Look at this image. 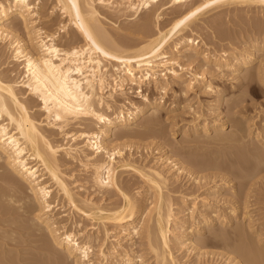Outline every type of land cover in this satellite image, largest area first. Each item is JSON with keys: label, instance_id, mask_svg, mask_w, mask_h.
Masks as SVG:
<instances>
[{"label": "bare ground", "instance_id": "1", "mask_svg": "<svg viewBox=\"0 0 264 264\" xmlns=\"http://www.w3.org/2000/svg\"><path fill=\"white\" fill-rule=\"evenodd\" d=\"M38 1L40 2L41 0H36L37 3H39ZM158 1L159 0H55L56 7L59 8L62 14L68 18L69 25L76 28L75 31H78V34L80 33L85 41V43L82 44L83 46H80L78 45V37L76 34H69L67 41L69 42L68 45L70 46H67L68 48H63L61 46L62 43L60 44V42H57L59 38L57 36V32L49 34L48 32L44 31L43 28L37 25V19L39 15L38 12L40 8L39 4L32 0H0V43L1 41L8 39V44H10L9 48L11 49L12 54V61L15 62L18 67L23 66V71L21 74L22 77H19V81L14 79L9 80L8 77L3 75V72H0V163L4 162V167L0 166V214H11V216H13L12 214L15 212L23 211L24 213L28 212L32 215L36 212L38 207L40 213H35L33 217L31 216L32 218L30 217V220H32L31 223L34 224L33 229H31L32 232H30L31 230L29 228V224L27 229L30 231H26L27 233L21 232L24 229L21 231L19 230L20 232H17L11 228L12 230L8 231L13 233V235H19L18 237L20 239H17V242L18 240H21V238L26 239L27 237L24 238L25 236H33V239H30L31 244L33 241L34 243L41 242L40 244H42V246L39 243H37L39 246L36 245L35 247V244L34 246H31L35 248L40 246L42 247L39 248V251L41 249L40 252L37 249V251H35L37 256L40 255V257L47 261L45 262L47 264H89L92 262L90 260L91 255L95 256L92 258H98L100 256L102 258L103 264H112V262L116 258H119V256H121L123 259L122 264H146L147 261V264H182L183 262L180 263L181 261H178L182 258V256L179 259L174 257L175 254L173 255L172 253L174 249L171 246L175 245L176 248L179 247L180 249H183L182 247L186 245H183V242L181 241L182 236L177 233L180 230H183L181 234L186 232L184 231L185 229L182 228L188 223L187 219L189 218H192L193 221L195 219L197 231H199L202 225H207L209 227L211 225L217 224L222 225V230L220 229L214 232L208 231L210 233L209 237H207V240H209L210 243L206 245V240V243L202 246H214L213 248L221 247V249H225L226 254L221 255L220 253L221 264H264V252H262L264 250H262L260 247H257L258 241L256 242V240H254L258 251L257 248H250L252 245L255 246V244H252V239L250 242V239L248 238V235L251 234L250 228L252 229L251 223H253V221L251 220L252 216L250 217V213H247L246 210L249 209L250 206L256 204H252V201L249 200L250 197L248 194H246L247 192L245 195L248 197L244 195L245 189H248L247 191H251V188L248 186L250 182L247 179L245 180L248 182L244 180V182H242L243 185L240 186L242 188L239 187L243 190L242 194L244 197L240 195L236 196L237 199L234 200L235 202L229 205L231 207L227 208V210H230L229 212L227 211L228 213L225 211V214L220 212L221 208L217 207V209H219L217 212L223 214L212 216V214L215 212L213 209L216 206H213L212 208L210 206L212 211H209L207 214L208 209L205 210L206 215H204L205 213L203 214L200 212L197 216H202V219L200 221L198 220L197 222L196 219L198 218H195L194 216L196 211L194 209L195 207L191 209L189 208V212L192 211V214L190 212L192 217L190 216L188 218L186 216L187 219H185L184 215H182L184 211L179 210L177 212L176 210L175 212L176 208L182 209L181 204H184L186 199H184L180 205L178 204L177 207L174 206V203H172L170 200V192L167 190L168 188L165 187V185L169 183L168 176L166 177V175L161 170L155 169L153 167L147 168V166L150 165L149 163H147L148 165L146 166L143 165V163H137V161L139 162L140 159L137 161L133 160L132 156L134 155L124 156L120 149L121 145H108V139H110L115 134V132L118 131L117 129L120 128L126 131L129 125L136 124L146 113H152L151 116L153 123L160 121V117L158 118L156 114L161 108L160 102L153 99L152 96L148 94L149 87L145 88V91L142 90L143 86L149 83L152 77L154 79L166 77L167 73L169 72L175 82H177V80L183 81L182 86L186 87L188 91L189 88L192 89L191 87H193L192 82L197 83L196 86L198 87L203 85V87L209 91H215L213 85L206 82V79L208 78V76L206 78V73L209 75L211 74L210 71L207 72L205 70L206 73L202 72L200 74L196 73L197 71L195 69V73L190 72V77H192V79L185 80L183 76L178 73L179 70L176 71L173 67L169 68L163 59L167 57L171 50L174 54H182V49H185L183 51L185 54L184 59L188 60L189 62L193 60V63L197 61L198 57L203 55V62L205 63L204 67L206 68L207 66H210V64H213L218 69H229L228 67L234 64L233 66L235 69L233 72H239L241 70L247 69L248 67L252 66L254 62L259 60L258 55H260L259 51H261V46L259 45L260 43H256L252 46V49L247 50L246 52L244 51L245 54L240 56V58L238 57L239 59L237 58V61L235 62V56H217L207 52V50H202L199 52V50L195 49L194 46H199L200 41L194 39L192 35L197 30L195 25L197 24V21H200V17L209 13V10L211 12L212 8L216 10L223 6H242L247 8L251 13L257 14L258 12L260 15L259 17H261L264 22V16L262 15L264 13V0H215L205 4L202 2L206 0H199L201 4L198 2V5H193V0H189L188 2L190 3L187 2L189 5H185V7L175 11L176 19L170 23L171 26L170 28L168 27L169 29L167 30H162L164 28L162 27L161 29H158V31L155 30V32H157L154 33L146 24L136 25L135 29L130 31L132 35L137 37L135 38L137 40L133 42H129V40L128 42L124 41L113 35L102 23L103 20L101 21L100 18L101 12L97 6L100 4V6L109 11V13H119L120 16L116 14L117 17L119 16V18L122 17V13L125 14V12H132V16L138 18L140 16L139 13L142 12L143 9H145V12H147L152 6L151 4ZM185 1L186 0H168L167 4L169 7H175L181 5ZM184 4L181 6H184ZM163 5L165 4L163 3ZM161 8H152V11L153 13L155 12L154 10L158 12ZM155 15L159 20L160 15L157 13H155ZM13 19L16 22L12 23L13 25L10 27L9 23ZM166 24L167 23H165V25ZM249 24H251V22ZM156 26L153 27L156 28ZM65 27L66 26L63 28L65 29ZM256 31H258L259 34L262 33V31L264 32L263 25L257 28ZM190 33L192 34L190 35ZM196 36L197 35H195V37ZM173 41L175 42V45L174 47L170 48L169 45L171 42L173 43ZM261 42L263 44L262 40ZM228 53L235 55V52L233 51ZM110 59L112 61H117L118 64H113ZM195 59L196 61L194 62ZM105 61L107 64H105ZM3 64L4 62L1 63L0 61V67ZM158 69H161L160 72H158ZM181 69V71H183V68ZM263 70V68H260L257 69L255 73L248 72V74L244 76V79H247L246 88L248 90L252 91L255 89L257 81L262 79V73H264ZM135 85L138 86L139 96L143 98L142 105H136L126 93L127 87L128 92H130V90L133 89V86ZM115 87L118 88V90ZM166 89L167 85H156V90L163 92V94L166 93ZM108 90L112 92L109 91L110 93H108L107 97H104L103 94L107 93ZM115 91L118 92V98L116 100H114L113 96V92L115 93ZM180 91L182 92V89ZM29 96L35 97V99L37 98V100H39L41 103L40 105L38 104L40 107L37 106V108L39 107V110L43 111L45 114L43 117L47 122L44 121L46 122L44 126H47L49 129H57L61 132V134H63L64 137L70 138L67 144H54L55 141L53 142L50 139L51 136L46 134L42 126V123H44L43 120L40 122L34 117L33 114H31L32 112L30 113L31 107L33 110L35 106L30 107L32 104L28 105L27 100H25ZM221 100L222 97H220L219 102H221ZM240 105H242V101ZM233 107H235V105ZM236 107L234 109H236ZM239 107L241 108V106ZM107 111H112V118H110L111 114L109 116ZM232 118L230 119L231 122L233 121L232 126L238 125L236 124V119L232 120ZM86 121L91 123H86ZM216 121L217 120L214 121L212 126H210L211 123L202 122V124H204L203 128L206 129V134L211 129H213L214 132H221L219 131L221 126L220 124H216ZM153 123H149V125ZM75 124L80 127V130L77 133H73V131L70 129L71 126ZM226 124L227 123L225 122V125L221 129L227 128L225 127ZM93 125L97 127V131H95L96 129L92 127ZM126 133L127 132L121 133V136L125 135ZM222 135L221 133L215 134L213 138L217 136V139L219 138L220 140L224 142L226 141L227 143L231 142V136V138H228L227 136L226 138ZM240 137H235L234 140H236V138L238 140ZM220 140L218 143H220ZM61 152H63L64 157H69V159L80 163V165L91 174L89 181H86V183H91L89 185L90 187L88 186L89 189L86 188L87 186H81L78 189L84 188V194L88 192L87 190H92V194L94 195L96 193L105 195V193L109 192L110 190H116L119 194V201L121 198V202H117L116 200L113 201L115 203L110 202V204L105 203V205H100L101 202L97 203L91 200V198H85L86 195L80 196L76 191L77 187L73 188L72 186L73 184L75 185L76 182H70L68 180L70 176L63 172L65 170H62V159H60L59 156ZM100 155L103 156L100 158ZM98 157L100 159H98ZM117 157L119 160H117ZM212 163L214 165L212 164L206 167H204L205 164L203 165L202 163L199 165V168L197 165H194L198 168H196L198 172H193V174L196 175L194 179L195 181H198L197 183H200V180L203 181V179L205 181L209 180L210 183L212 181H217L215 187L217 188L218 183L224 181V184L221 183V185H219L221 186V189L224 186L227 189H232L231 191H233L234 186L227 185L232 182L231 178L235 179L239 178L240 176V178L243 177L251 179V177H254L255 175V173L253 175L254 171H248L250 170L248 166H251L248 163L245 166V170L238 166L239 169H242L239 171L237 169L234 170V168L233 170H230L228 166L229 173L227 170L226 171L228 176L230 175L231 177L228 178L227 175H221L219 168L222 166L219 165L217 167L218 164L216 165L214 162ZM206 170H218L220 174H218V171H216L217 173L215 174L208 176L205 175L203 177L201 175L200 177L199 171L202 172ZM251 170L253 169L251 168ZM125 173L140 175L143 179H145L144 181H147L148 184L150 183V187L148 186L150 190H147H149V192L154 190L155 194H153L155 197L152 195L151 200L153 202H151V204L149 203V201H151L149 197H146L145 200H147L146 203H149L147 205L148 207L149 205H152L151 208L149 207L148 209L147 207H144L145 203L140 204L136 200V196H139L141 191L137 190L138 192L136 191L135 194H133L131 190L132 187L130 188V186H127L128 183H124L123 174ZM227 179L229 180L227 181ZM172 183H175V181ZM204 183L201 182L200 184ZM255 183H253V185H255ZM259 183V187H264V181ZM23 186H26L27 190H25ZM143 186L144 185H142V187ZM199 187L204 186L202 185ZM133 190H136V187ZM165 190L167 194L164 193ZM55 191H57L59 195H62L63 201L65 200L69 204L70 208L73 210V216H79L80 218L87 221L92 220L95 222L97 220L102 221L103 223V221L105 222L106 220L109 221V223L117 224L119 226L117 228H121L120 234L122 239L124 238L123 240L134 241V239L144 236L147 239V244L146 246L144 244L145 248L143 249H145V251H142L143 254H146L145 257H147V261L143 260L145 258L143 255H135V253H133L135 249L133 247L134 245L132 246L129 244L130 246L128 248L126 247L127 250H122L123 252H119V247L121 246L120 241L122 240L120 238V240H117V243H111V248L106 250V240H108L106 238L107 235H109V230H106V234L104 235L106 237L103 238L100 237L99 232H94L84 236V231L87 227H82V221H78L79 223L77 222L78 225L76 224V228L74 222H72L74 229H71L70 232L64 230L66 227L60 226V222L54 218L58 216V213L57 215L53 214L56 206L53 205L55 200L54 202H50L51 200L49 201ZM236 193L232 195L233 199L235 198L234 196L239 192L237 194ZM197 199L200 200L197 201L195 205L198 203L202 205L207 203V199L202 195ZM256 203L258 202L256 201ZM208 205L209 204H206V206ZM202 210H204V208ZM61 213L59 212V214ZM238 215H241L240 219L242 218L243 221L247 220V225L251 224L248 227L246 226L247 229H240L239 226L236 228H239L240 230H235V227L232 228V223L235 221L237 222L236 216L238 217ZM16 219L14 220L13 217L14 221H17ZM96 223L99 224V222ZM11 224L12 223H10V225ZM13 225H15V222ZM243 226H245V224ZM34 227H36L37 230H35ZM17 228H20V226L18 225ZM231 229H234V231ZM103 230L104 229H102V231ZM2 231L7 233V230ZM3 232H0V237L8 236L7 238H11V233H8L10 235L9 236L8 234L5 235ZM193 233L194 232H192V235ZM258 233L259 232H257V234ZM34 236L36 238H34ZM259 236L255 237L258 238ZM5 238L6 237L2 239L6 240ZM2 239L0 238V240ZM26 240L27 242L30 241L28 239ZM23 241H20L19 243L25 244L26 241H24V243ZM44 241L45 243L43 244L42 242ZM4 242L2 243L4 245H2L3 247L0 245L2 248V250L0 249V264H35L33 261H36L34 260L37 257H35L36 254L34 256L31 255L34 258L32 260L31 256L28 257V255L23 254L22 251L24 249L22 248V250L19 249L16 251L17 257L15 256L16 258H14L16 260H12L11 258H13V253L11 254V252L14 250L10 248L12 246L11 243H15V245L19 246L20 244L16 242L15 238H12L10 242L6 241L7 243L5 242V244ZM172 242L173 244H176L172 245ZM249 242L252 245H250ZM195 243H193V246L195 245L196 247ZM247 243H249L250 247H248L250 249L247 247ZM253 249H256V252ZM259 249H261V253L259 252ZM60 250L62 253H60ZM32 251L33 249L31 250L30 254L35 253V251L33 253ZM201 251L202 250L198 252L201 253ZM205 252L206 256H208V254H212L207 253L208 251L205 250L203 254ZM200 253H198L200 256L197 255L198 257L194 259L196 264H204L202 262V258L204 257L201 255L202 253ZM26 254H28V252ZM199 257H201L202 261ZM185 259H187V257ZM37 261L40 262L39 258ZM209 263L212 264L213 261L212 263L208 262L207 264Z\"/></svg>", "mask_w": 264, "mask_h": 264}, {"label": "rangeland", "instance_id": "2", "mask_svg": "<svg viewBox=\"0 0 264 264\" xmlns=\"http://www.w3.org/2000/svg\"><path fill=\"white\" fill-rule=\"evenodd\" d=\"M32 1L37 3L36 0H32ZM188 1L189 0H186L185 2H183L181 4V5H183L185 3L184 6L178 5L175 7L174 6L169 7V5L167 4L168 0H164V2H163V0H159L156 3H152L151 4L152 6L150 7V9L147 12H145L146 10L143 9V11L139 13L140 16L138 18L132 16L133 15L132 12H130V13L125 12V14L122 13V15L124 17L121 15L122 16V17H120L121 19L119 18V16H120L119 13L110 12L111 13L110 14L109 11H107L105 8L101 7L100 4L97 3L98 4L97 6L101 12L100 18H101V21L102 20L104 21V22L102 21V23L105 25V27L113 35H115L119 39H122V40L127 41V42H128V40H129V42H133V41L137 40V39H135L137 37L132 35L130 33V31H133V29H135L136 25L146 24L147 26H149V29L151 31H153L154 33H156L158 31V29H161L162 27H164L162 30H167L171 26L170 23L173 22L174 19H176L175 11L180 10L182 7H185V5L186 6L189 5L188 3H190V2H188ZM200 1L199 0H193L194 4L193 3L192 4L198 5L197 4L198 2H199V4H201ZM212 1H215V0H206V1H203L202 3L205 4V3H210ZM163 3L165 5H163ZM37 4L40 5L39 12H38L39 15H38V19H37L38 23H39V24L37 23V25L39 27L43 28L44 31L48 32L49 34L50 33L53 34V33L57 32V36L59 37L57 42L58 43L60 42V44L62 43L61 46L63 48H68L67 46H70V45H68L69 42L67 41L69 34H72V35L76 34V36L78 37L77 38L78 45L83 46L82 44L85 43L84 38L81 36L80 33L78 34V31L77 32L75 31L76 28L69 25L68 18L62 14V12L60 11L59 8L56 7L55 0H53V1L52 0H41ZM199 6H201V5H199ZM155 7L156 8L164 7V8H161L158 12H156V10H154L155 12L153 13L152 8L156 9ZM175 8H176V10H175ZM211 10H212L211 12L209 10V13L206 12L207 13L206 15H203L202 17H200V19H199L200 21H197V24L195 25L197 30L194 32L195 34L193 33L192 37L194 39H197V41H200L199 46H196V45L194 46L195 49L199 50V52H201L202 50H207V52L215 54L217 56L218 55L219 56H235L234 60L236 62L237 58L238 57L240 58V56L244 55L247 50L252 49V46L254 44L260 43L259 45L261 46L260 47L261 51H259L260 55H258L259 60L254 62L252 64V66L248 67L247 69L241 70L239 72H233L235 69V67L233 66L234 64H232V66L228 67L229 69H227V68L218 69L213 64H210V66H207V68H206V67H204L205 63L203 62V60H204V58L202 57L203 55L202 56L200 55L201 57H198L197 61H196V59L194 60V62L196 61L197 63L196 62L193 63V60L190 61L191 62L190 63L188 60L184 59L185 54L183 53V51L185 49H182L183 50L182 54L181 53H179V54L175 53L174 54V53H172V50H171V52L168 53L167 57H165L163 59V61L166 62V65L169 68L173 67L176 71L179 70L178 73L181 74L185 80L192 79V77H190V72L195 73L197 71L196 73L201 74L202 72H205V70L207 72L210 71L211 74H209V75H208V73L205 72L206 78L208 76V78H207L208 80L206 79V82L213 85V88L215 91L210 90L211 91L210 92L208 89L204 88L203 85L198 87V86H196L197 83H194V82H192V84H193V87H191L192 89L189 88V91H188V89L186 87L182 86L183 81L177 80V82H175V80L172 79V76L169 72L167 73L166 77H160L159 79H154L152 77V79L149 81V83H147L146 85L143 86L142 90L145 91V88L149 87L150 92L148 91V94L151 95L153 99L160 102L161 108L158 110L159 112L156 113L158 118L160 117V121L158 119L159 122L153 123L152 122V116H151L152 113L151 112L146 113L143 115V117L136 124L129 125L128 126L129 129L127 128L126 131L122 130L120 128L117 129L119 131V132L116 131L118 134L115 132V134L110 139H108V142H109L108 145H110V144L111 145L114 144L117 146L121 145L120 149L123 152L124 156L134 155V156H132L133 160L137 161L140 159L139 162L137 161V163H139V164L143 163V165H145V166L148 165L147 163H149L150 165L147 166V168L153 167L155 169L161 170L166 175V177L168 176V178L170 180L168 179L169 183H167L165 185V187H167L168 189L167 188H165V189H167L170 192V194H169L171 197L170 200L172 203H174V206L177 207L178 204L180 205V203H182V201L184 199H186L185 203L181 204L182 209L176 208L175 212H176V210H177V212L179 210L184 211L182 215H184V218L187 219V217L189 218L192 214V211H190L191 212V214H190L189 210L191 208L195 207L194 209L196 211L194 210L195 211L194 216H195V218H198V219H196L197 222H198V220L200 221L202 219V216H199V217L197 216L200 212L204 214L206 212L205 210L208 209L207 210V214H208L209 211H212V209H210V206H211V208L213 206H216L213 209V211H215V212H214V214H212V216L213 215L218 216V214L222 215L223 213L225 214V212L228 213L230 210H227V208L231 207L229 205H231L232 203L235 202L234 200L237 199L236 196L240 195V196L244 197L242 194L243 190L240 189L242 187H240V186L243 185L242 182H244V180L247 179L250 182L248 184V186H249V188H251V191L250 190L247 191L248 189H245L244 195L247 192L246 194H248V196L250 197L249 200L252 201V204H256V205L250 206V208L246 210L247 213H250L249 216L250 217L252 216L251 220L253 221V223H251L252 225L250 224L252 229L249 227L251 234L249 233L250 235H248L249 236L248 238L250 239L249 240L250 242L252 239V244H255L254 240H256V242L258 241L257 242L258 246L256 244L254 246L249 242L250 245H252L253 247L252 246L250 247L249 243H247L248 244L247 247L249 246L251 249L260 247L262 250H264V247H262V246H264V224H263L264 223V192H263L264 187H259L260 185H258L259 182L264 181V161H263L264 160V133H263L264 132V73H262L263 74L262 79L260 81H257L256 87L252 91H250L246 88L247 79L246 80L244 79L245 78L244 76H246V74H248V72L249 73H251V72L255 73L257 71V69H260V68L264 69V32L262 31V33L259 34L258 31H256V29L259 28L260 26L263 25V27H264V22H263V19H261V17H259L260 15L258 14V12H257V14L251 13L248 11L247 8L242 7V6H239V7L236 5H231L229 7L223 6V7H219L216 10H214L213 8ZM155 13L160 15L159 20L156 18ZM116 14L119 16L117 17ZM262 15L264 16V13ZM35 18H37V17H35ZM14 22H16L14 19L10 21V23H9L10 27L13 25L12 23H14ZM250 22H251V24H249ZM165 23H167V24L165 25ZM163 24H164V26H163ZM252 24H254L255 26ZM156 25H159V26H156ZM7 26H9V25H7ZM64 26H66L65 29L63 28ZM153 26L154 27L156 26L157 29L154 28ZM126 30H127V32H126ZM155 30H157V31L155 32ZM191 34L192 33H190V35ZM128 35H129V37H128ZM195 35H197V36L195 37ZM256 35H257V37H256ZM81 40H83L84 42ZM261 40L263 41V44H262ZM79 42H81V43H79ZM174 45H175V42L173 41V43L172 42L170 43L169 47L172 48V47H174ZM9 47H10V44H8V39L5 41L4 40L1 41V43H0L1 60L0 61H1V63L4 62V64L5 63L6 64L1 65L0 72H3V75L5 77H8L9 80L14 79V80L19 81L20 78L22 77L21 74L23 71V66L18 67L17 64L12 61L11 49ZM230 51L235 52V55L229 54L228 52H230ZM111 62L113 64H118V62L115 60H113V61L111 60ZM105 64H107V62ZM109 68H110V65H109ZM181 68H183V71H181L182 70ZM200 68H202L204 70H202ZM195 69H196V71H195ZM2 70H4V71H2ZM5 70H6V72H5ZM160 70L161 69H158V72H160ZM111 72H112V70H111ZM263 72H264V70H263ZM183 74H185V75H183ZM17 78H19V79H17ZM158 84L159 85H161V84L167 85V89L165 90L166 93L163 94V92L156 90V85H158ZM183 87H184V89H183ZM116 89L118 90V88H116ZM181 89H182V92L180 91ZM138 90H139L138 86L135 85V86H133V89L130 90V92H128V87H127L126 93L131 98V100L133 102H135L136 105L137 104L142 105L143 104L142 103L143 98L141 96H139ZM185 90H186V92H185ZM109 91L110 90H108L107 93L103 94V96L107 97L108 93L112 92V91H110V92ZM183 91L185 92V94ZM113 96H114V100H116L118 98V92H116V91H115V93L113 92ZM29 97L25 99V100H27L28 105L32 104V105H30V107L35 106L33 110L31 107L32 111L30 110V113L32 112L31 114H33L34 117L37 120H39L40 122H42V120H43V122L46 121V119L43 117V116H45L44 112L39 110L40 109L39 105L41 104L39 102V100H37V98L35 99V97H32V96H31L32 98L30 97L31 99ZM220 97H222L221 102H219ZM28 99H29V102H28ZM241 101H242V105H240ZM233 104L235 105V107L237 104L236 109H234L235 107H233L234 106ZM37 106H39V107L37 108ZM172 106H174V107H172ZM230 106H231V109H230ZM239 106H241V108ZM33 111H34V113H33ZM107 113H109L108 114L109 116L111 114L110 118L113 117L112 111H107ZM230 117L231 118L233 117L232 120L236 119V124H238V125L232 126L233 121L232 122L230 121V119H231ZM213 120L214 121L217 120L216 124H220L221 127H220L219 131H221V132H214L213 129H211L206 134L205 133L206 129L203 128L204 124H202V122L203 123L204 122L205 123H211L210 126H212L214 123ZM46 122L42 123L43 125L42 124L41 125L43 126L46 134L48 136H51L50 139L53 142L55 141L54 144H67L69 142L70 138L64 137L63 134H61V132L59 130L49 129L47 126H44V124H46ZM225 122L227 123L225 126L227 128L221 129L225 125ZM230 122H231V124H230ZM86 123H91V122L86 121ZM149 123H153V124H150L151 125L150 126ZM155 124H157V125H155ZM92 127L94 129H96L95 131H97L96 126L93 125ZM92 127H91V129H92ZM70 129L73 131V133H77L80 130V127L75 124V125L71 126ZM120 132L121 133L127 132V133L125 135L121 136L122 134ZM119 133H120V135H119ZM220 133H221V135L223 134L222 136H224V137L227 136L229 138L231 136L232 137V138L230 137L231 142L229 141L230 143H227L226 141L224 142L218 138L220 140V143H218L219 140L216 138L217 136H215V138H213V136L215 134H220ZM233 136H234V138H233ZM235 137H240V139L237 140V138H236V140H234ZM215 139H217L218 141ZM233 140H234V143H233ZM238 141H240V142H238ZM122 147H123V149H122ZM59 156H60V159H62L61 160V164L63 165L62 170H65L63 172L66 173L68 176H70L68 178V180L70 182H76L75 185L73 184L72 186H73V188L77 187L76 191L78 192V194L80 196L86 195L85 198H91V200H93L94 202H97V203L101 202L100 205H105V203L110 204V202L115 203L113 201H116V200H117V202H121V198L119 201V198H118L119 194L116 190H110L109 192H106L107 194L105 193V195L104 194L101 195L98 193H96L94 195V194H92L93 193L92 190L91 191L87 190L88 192L86 194H84L85 193L84 188H82V189H78V188L81 186H87L86 188L89 189L88 186L91 183L90 182L86 183V181H89V179L91 178V174L89 172H87L80 165V163H78L77 161L75 162V160L69 159V157H64L63 152H61ZM102 156L100 155V158ZM244 156H245V159H244ZM241 157L243 160L241 159ZM100 158L98 157V159H100ZM170 158H171V160H170ZM117 160H119L118 157H117ZM212 162H214L216 165L218 164L217 167L219 165L222 166L219 168V171H221V175L223 174L224 176L225 175L228 176L229 168H230V170H233V168H234V170L237 169L238 171L242 170V169L245 170L246 169L245 166L248 163H249V165H251V166L247 165L250 168V170H248V171H250V172L254 171L253 175H254V173H255V175H254V177H251V179L250 178H243V177H242L243 178L242 179V178H240V176H239V178L234 179V178H231L229 175L228 178H231L232 182L227 184V185L234 186L233 191H231L232 189H227L224 186L221 189V186H219V185H221V183L224 184V181L218 183V185H217L218 189L215 188L217 181H214V182L212 181L210 183L209 180L205 181L203 179V181L205 183L207 182L206 184L202 180H200V183L202 182L204 184L197 183L198 181H195V179H194L196 175L193 174V172L197 171L196 168L197 167L199 168V165H201L202 163H203V165L205 164L204 167H206L208 165H212L213 164ZM260 162H262V163H260ZM208 163H210V164H208ZM194 165H197V167ZM0 166L4 167V162L0 163ZM228 166H229V168H228ZM238 166L242 167V169L241 168L239 169ZM200 167H202V166H200ZM181 168H182V170H181ZM251 168L253 170H251ZM1 170H3V169H1ZM226 170L228 171V173ZM216 171H218V170H216ZM216 171L215 170H206V171H202V172L199 171V174H200V177H201V175L203 177L205 175L208 176L211 174H215V173H217ZM219 171H218V174H220ZM123 176H124L123 177L124 183L125 184L128 183L127 186H130V188L132 187L131 190H132L133 194H135V192L137 190L141 191V194H139V196H136V200L140 204L145 203L144 207H147L148 209H149V207L151 208L152 205H149V207L147 205L149 203L151 204V202H153L151 200V197H152V195H153V197H155L154 196L155 193H154V190L149 192L150 188H148V186L150 185V183L148 184L147 181H144L145 179H143L140 175H136V174L132 175V174L125 173V174H123ZM191 176L193 179L191 178ZM260 179H262V180H260ZM228 180L229 179H227V181ZM247 180H245V181H247ZM174 181H175V183H172ZM142 182H143V184H142ZM253 183H255V185H253ZM134 184H135L136 190H133V189H135ZM142 185H144V186L142 187ZM202 185L204 187H199ZM140 186H141V188H140ZM23 187L25 188V190H27L26 186H23ZM198 187H199V189H198ZM258 188H260V189H258ZM147 189H149V190H147ZM172 191H175V192H172ZM236 192L237 193L239 192L240 194L239 193L237 194ZM248 192H250L251 194ZM164 193L167 194L166 190ZM235 193L237 195H235L234 196L235 198L233 199L232 195H234ZM201 195L207 199L206 204H209L208 206H206V204L202 205L200 203L195 205V203L200 200L197 198ZM245 196H247V195H245ZM146 197L150 198L151 201H149V203H146L147 202V200H145ZM152 199H154V198H152ZM194 199H195V201H194ZM54 200H55V203L53 205H56L57 207L62 205L58 208L55 206V210H54L53 214L57 215V213H58V216L54 217V218H55V220L60 222V226L66 227L64 230L70 232L71 229L72 230L74 229V225L72 226V224H73L72 222H74L75 228H76L78 223L81 221H82V224L84 225V226L82 225V227H84V228H85V226L87 227V228H85L84 236L87 234H92L94 232L95 233L99 232L100 237L103 238V237H106V236H104L106 234V230H109V235H107V238H106V239H108V240H106V242H107L106 243V246H107L106 250L110 249L112 244L117 243V240L122 239L121 234H120L121 228H117V227H119L117 224L109 223V221H106V220H105V222L103 221V223H105V224H103L102 221H97V220L95 222L92 220L87 221V220L80 218L79 216H76V215L73 216V210L70 208L69 204L65 200L63 201L62 195H59V193H57V191H55L53 193L52 198L49 199L50 202H54ZM61 200H62V202H61ZM255 200L258 203H256ZM102 203H104V204H102ZM193 203H194V205H193ZM217 207L221 208L220 212H223V213L217 212V211H219V209H217ZM203 208H204V210H202ZM215 209H217V210H215ZM38 212H39V209L37 207L35 213L39 214L40 212L39 213ZM59 212L60 213L62 212V213L59 214ZM22 213H23V215H22ZM26 213H28V212H26ZM26 213H24L23 211H17L14 214H12L13 216H11V214L10 215L9 214L8 215L0 214V232L2 233L3 232L2 230H4V231L7 230L6 231L7 233L3 232L6 235L8 233H11L8 230L11 231L12 229L16 230L17 232L19 230L21 231L23 229L24 230L26 229L25 232H24V230L21 231L22 233H27L26 231H28L27 228L29 226H30L29 227L30 230L33 229L34 224L31 223L32 220H30V219L35 215V213L32 215L30 213H28V214H26ZM50 214H52V213H50ZM204 215H206V213ZM13 217H14V220L17 218L16 219L17 221H14ZM240 217H241V215L240 216L238 215V217L236 216L237 222L236 221H235L236 223L234 222L235 225H234V223H232V226H233L232 228L235 227L234 228L235 230L239 229V228L240 229H242V228L247 229V227L250 226V225H247L248 224L247 220L243 221V219L241 218L242 219L241 220ZM20 218H21V220H20ZM222 218H223V216H222ZM187 220H188V223L184 226L185 228L184 227L182 228V229H185L184 231H186V232L181 234L183 232V230H180L181 232L178 230L179 232L177 233V234H180V236H182L181 241L183 242V245L184 244H186V245H184L182 247L183 249H180L179 247L176 248V246L174 245L176 243L173 244L174 241L171 243L172 245H174V246H171L174 249L172 252L173 255L175 254L174 257H177V259H179L182 256V258L178 260L179 262L181 261L180 263L183 262L182 264H188V262H189V264H191L192 262L196 264V262H194V259L196 257L200 256L198 254L200 252H198V251L202 250L204 252V250H205V251H208L207 253H212V254H208V256H206V252L203 254V252L201 251L202 254L201 253L200 254L204 257V258H202L203 261L201 260L202 256L199 258L204 264H205L206 260H209V261H206V264L208 262L212 263V261H213L212 264H221V262H220L221 255L226 254L225 249H223V248L221 249V247L220 248L219 247L213 248L214 246H205V247H202V246L206 242H207L206 245L210 243L209 240H207V237H209V233L211 231L214 232V231H218L220 229L222 230V225H220V224L211 225L210 226L211 228L207 225H202L201 228L199 227L200 228L199 231H197L196 230L197 224L195 223V219H194V221L192 218H189ZM10 221H12V222H10ZM14 222H15V225H13ZM96 222H99V224H97ZM10 223H12L11 225H13V226H11ZM94 223L96 224V227H95ZM16 224H17V226H16ZM20 224H23V225H20ZM24 224H25V226H24ZM28 224H29V226H28ZM192 224H193V226H192ZM244 224H245V226H243ZM18 225L20 226V228H17ZM98 225H100V226H98ZM106 225H107V227H106ZM238 226H239V228H236ZM101 228L104 230L102 231ZM34 229L37 230L36 227H34ZM234 229H231V230L234 231ZM96 230H98V231H96ZM229 230H230V228H229ZM208 231H210V232H208ZM254 231L256 234H257V232H259V233L256 235L254 233ZM30 232H32V230ZM192 232H194L193 235H192ZM260 232H261V234H260ZM186 233H188V234H186ZM4 234H3V236H4ZM11 234H12L11 238L10 237L7 238L8 236H4V237H6L5 238L6 240L2 239L4 237H0L3 240V241L0 240L1 247L4 246L2 244L4 241L10 242L12 240V238H15V240L17 242V239H20L18 237L19 235H17V234L13 235V233H11ZM259 234H260V236H259ZM255 236L256 237L259 236V237L256 238ZM28 237H30V238H28ZM32 237L31 236H25L24 238L30 240ZM252 237H255L256 239L252 238ZM34 238H36V237L34 236ZM9 239H10V241H9ZM26 239L21 238V240H18L17 243H19L20 241H23V240L26 241L25 244L19 243L21 247L19 245H15V243H11L12 246L9 245V246H11L10 248H12V250L15 251V252L14 251L11 252V254L13 253L12 254L13 258H11L12 260H16V259H14L17 257L16 251L21 249V248L25 250V252H24V250L22 251L24 255H28V257H30L31 255L34 256L36 254L35 257L37 256L36 251L37 250L39 251V248H42L41 247L42 244H40L41 242L40 243L39 242L34 243V241H33V243L31 244L30 243L31 240L27 242ZM123 239L120 241L121 246L119 247V249H120L119 252H123V251L127 250V248L130 245H132V246L134 245L133 247L135 249L133 247L132 248L134 249L133 253H135V255L141 254V255H143V257L146 256V254H143V251H145V249H143V248H145V246L147 244L146 243L147 239L144 236L140 237V238H136V239H134V241H130V240L127 241V240H123ZM46 240H47V238H46ZM199 240H201L203 242H201ZM260 240H261V243H260ZM24 241H23V243H24ZM45 241L42 243L44 244ZM197 241H199L200 243ZM5 242H4V244H5ZM47 242H48V240H47ZM37 243H39L41 246L35 248L36 245L39 246V244H37ZM193 243L196 244V247H195V245L193 246ZM34 244H35V247H33ZM144 244H145V246H144ZM31 245H33V246H31ZM140 245H142V246H140ZM1 247H0V249L2 250ZM258 248H257V251H258ZM30 249L31 250L33 249L32 253L36 249L37 250L35 251V253L30 254L31 253ZM261 249H259L260 253H261ZM27 250H30V251H27ZM26 251L28 252V254H26L27 253ZM40 251H41V249H40ZM262 252H264V251H262ZM60 253H62L61 250H60ZM220 253H221V255H220ZM185 255H187V256H185ZM32 256H31V258L33 260L34 258ZM93 256L94 255H91V258H90V260L92 261V262H90L91 264L92 263L93 264H103L102 258L100 256L98 258H92ZM186 257H187V259H185ZM207 257H208V259H207ZM209 257H210V259H209ZM38 258H39V261L41 263L37 261ZM146 259H147V257H145L143 260L147 261ZM34 260H36V261H33L35 264H38V263L47 264V263H45L47 261L44 260V258L40 257V255L37 256L36 259H34ZM190 261H191V263H190ZM122 262H123V259L121 256H119V258H116L112 262V264H122ZM202 262H200V263H202ZM147 263H148V261H147ZM223 264H226V263H223Z\"/></svg>", "mask_w": 264, "mask_h": 264}]
</instances>
